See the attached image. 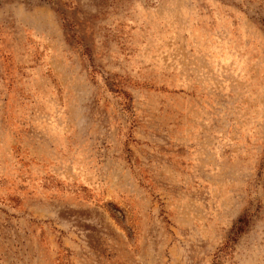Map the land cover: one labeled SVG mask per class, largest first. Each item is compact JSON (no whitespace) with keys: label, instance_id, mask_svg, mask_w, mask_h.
<instances>
[{"label":"rangeland","instance_id":"obj_1","mask_svg":"<svg viewBox=\"0 0 264 264\" xmlns=\"http://www.w3.org/2000/svg\"><path fill=\"white\" fill-rule=\"evenodd\" d=\"M0 264H264V0H0Z\"/></svg>","mask_w":264,"mask_h":264}]
</instances>
